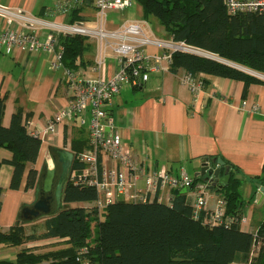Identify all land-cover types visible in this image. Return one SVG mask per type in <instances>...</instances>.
<instances>
[{"label": "trees", "instance_id": "trees-1", "mask_svg": "<svg viewBox=\"0 0 264 264\" xmlns=\"http://www.w3.org/2000/svg\"><path fill=\"white\" fill-rule=\"evenodd\" d=\"M137 1L143 16L156 17L172 41L198 51H172L171 71L184 70L193 78L206 73L240 80L245 90L251 83L264 84L263 78L219 60L264 75V14H230L223 0ZM77 12V7L71 10L73 18ZM58 43L64 67L77 71L90 64L84 59L89 48L87 37L62 35ZM4 111L5 98L0 96V148L11 153L0 164L13 167L12 189L21 187L27 170L23 190L33 193L41 139L28 130L29 114L17 109L6 126ZM75 132L71 149L78 154L88 147V139L80 128L75 127ZM72 167H80L77 159ZM198 182L195 177L193 184ZM239 186L240 179L230 169L227 185L212 189L224 200L225 214L234 219L213 225L207 222L203 210L194 216L193 203L182 189H172L168 203L157 199L116 200L98 218L99 210L85 207L97 198L95 189L67 181L61 209L40 218V231L36 230L37 221L22 222L18 218L8 228L0 229V245L20 247L14 259L0 258V264H264V222L255 233L241 229L239 220L245 207ZM2 192L0 187V210ZM92 222L97 228L94 242L90 235ZM42 241H49L51 247L44 243L27 245ZM83 247L87 250L81 251Z\"/></svg>", "mask_w": 264, "mask_h": 264}, {"label": "crops", "instance_id": "crops-1", "mask_svg": "<svg viewBox=\"0 0 264 264\" xmlns=\"http://www.w3.org/2000/svg\"><path fill=\"white\" fill-rule=\"evenodd\" d=\"M58 1L61 0H0V4L64 22L94 18L95 9L89 1L77 6L76 18L71 11L66 15L45 14ZM127 9L109 11L107 26L114 28L126 21L140 20L152 36L172 40L160 24L155 29L149 21L150 16H143L140 5L135 14L128 15ZM45 35L46 30H41L40 39L43 40ZM87 42L89 48L84 59L90 64L81 66L76 72L89 78L110 77L114 54L107 51L106 64L98 71L94 67L97 43L92 38H87ZM146 51L157 54L166 49L152 45ZM185 73L184 70H150L141 85L123 83L109 107L108 113L120 134V141L128 146L132 159L143 167L137 185L143 190L145 176L154 170H166L173 176H179L183 171L193 180L204 159L211 163L212 159L220 157L240 179L239 191L245 207V222L241 229L255 233L264 222V191L259 188L264 187V84L251 83L245 90L240 80L200 73L206 83L195 100L189 85L182 79ZM0 96L5 98L3 124L7 126L12 113L19 109L23 114H29L28 130L33 133L43 129L49 118L69 105L72 91L66 81L64 66L55 64L53 53L28 52L13 46L7 52L0 49ZM85 117L88 123L89 113ZM75 127L83 130L88 139L87 126H80L77 118L57 124L55 133L40 138L41 146L34 165L38 172L47 158L49 145L72 150ZM10 156L9 150L0 148V161ZM12 173L10 164H0V187L3 189L0 229L11 226L21 205L33 197L32 191L23 190L27 170L19 189L10 188ZM181 189L194 203L191 191ZM171 193L172 190L166 188L151 196L153 200L168 203ZM219 199L220 194L207 188V204L203 209L206 218ZM19 248L0 245V258L7 255L15 258Z\"/></svg>", "mask_w": 264, "mask_h": 264}, {"label": "built area", "instance_id": "built-area-1", "mask_svg": "<svg viewBox=\"0 0 264 264\" xmlns=\"http://www.w3.org/2000/svg\"><path fill=\"white\" fill-rule=\"evenodd\" d=\"M89 1L95 9L94 18L72 22L58 21L46 16H38L21 8H11L0 4V49L6 52L13 46L32 52L44 50L55 55V64L60 62L61 46L58 38L62 35H82L97 43L94 67L102 71L107 60V51L114 54V69L110 77H84L76 71L64 67L65 77L72 91L68 106L61 108L48 119L46 126L32 134L44 138L55 133L56 125L77 118L80 126H87L88 147L75 154L80 167H71L67 181L80 187H92L97 198L87 208L97 210L108 204L124 199L127 201H152L157 191L163 189H189L195 197L193 213L197 217L205 209V184L193 185L185 172L173 176L166 170H154L145 176V188L137 185L143 172L142 165L136 163L127 145L120 141V134L113 127L108 110L114 102L123 83L141 85L148 78V72L169 70L171 53L174 50H190L183 42L158 39L147 32L145 23L140 20L123 22L109 28L108 13L111 10H123L132 6L131 0H61L49 7L47 15H66L80 4ZM230 14L254 12L264 14V0H223ZM41 30H46L45 38L40 39ZM166 49L163 53L151 54L148 46ZM191 51V50H190ZM183 81L195 95L204 87L200 74L193 78L185 73ZM86 113H89L88 123ZM113 163V165L110 164ZM171 197L168 198V201ZM225 203L221 198L210 212L207 222L210 224L230 223L234 219L225 214ZM240 226L245 222L241 216ZM83 247L81 251H86Z\"/></svg>", "mask_w": 264, "mask_h": 264}, {"label": "water", "instance_id": "water-1", "mask_svg": "<svg viewBox=\"0 0 264 264\" xmlns=\"http://www.w3.org/2000/svg\"><path fill=\"white\" fill-rule=\"evenodd\" d=\"M192 51H196V49ZM219 60L264 78L262 74L223 59ZM48 155L51 165L48 160L42 163L33 189V197L31 201L24 202L19 209L17 218L22 222H33L42 217L52 215L62 207V192L75 154L70 149L49 145ZM229 170L230 166L226 165L220 157L212 159L211 163H209L208 159H204L200 170L196 173V177L209 189L222 188L229 181ZM259 188L264 191V187L259 186Z\"/></svg>", "mask_w": 264, "mask_h": 264}, {"label": "rangeland", "instance_id": "rangeland-1", "mask_svg": "<svg viewBox=\"0 0 264 264\" xmlns=\"http://www.w3.org/2000/svg\"><path fill=\"white\" fill-rule=\"evenodd\" d=\"M132 1V6L131 7H129L127 10H126V12H127V14L128 15H131V14H133L134 12H135V10L139 7V3H138V1L137 0H131ZM135 14V13H134ZM149 21H150V23L154 26V28L155 29H157V27H158V25H159V23H158V20H157V18L156 17H154V16H150V19H149ZM191 51L193 50V49H190ZM196 52H198V51H196ZM262 78V77H261ZM264 79V78H263ZM46 160H48L49 161V164L51 165V161H50V159H49V156L47 155V158H46ZM144 182H145V180H144ZM193 182V181H192ZM198 184V183H197ZM196 184V185H197ZM200 184H203V183H199V185ZM194 185V184H193ZM195 186V185H194ZM139 187V186H138ZM203 195L205 196V199H206V201H207V190H206V193L204 194L203 193ZM207 204V203H206ZM90 205V204H89ZM88 204H85V207H90ZM206 207V206H205ZM214 210V209H213ZM104 211V208L103 209H100L99 210V214H98V218H101L102 217V212ZM210 214V213H209ZM208 218V217H207ZM35 221H37V224L35 225L36 226V230H38V231H40L41 230V224H42V220L41 219H38V220H35ZM93 224H94V222H92V229H91V233H90V235H91V241L92 242H94V241H96V236H97V228L96 227H94L93 228ZM32 227L33 226H27V228L28 229H32ZM51 241V240H50ZM36 243H44V246H49V248L51 247L50 245L51 244H49V241L47 242V241H42V242H29L27 245H33V244H36ZM26 245V246H27ZM4 258H6V259H14L13 257H10L9 255H7V257H4Z\"/></svg>", "mask_w": 264, "mask_h": 264}]
</instances>
